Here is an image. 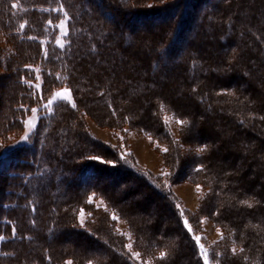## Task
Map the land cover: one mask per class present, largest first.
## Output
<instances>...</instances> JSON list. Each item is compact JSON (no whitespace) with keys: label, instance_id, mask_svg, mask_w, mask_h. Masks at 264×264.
<instances>
[{"label":"rangeland","instance_id":"rangeland-1","mask_svg":"<svg viewBox=\"0 0 264 264\" xmlns=\"http://www.w3.org/2000/svg\"><path fill=\"white\" fill-rule=\"evenodd\" d=\"M110 1L115 2L118 5L124 4V5H129V6H131L132 1H134L136 3L135 0H110ZM137 1L140 4L144 3L143 5H145L146 7H152V6H162L164 4L163 1H173L174 2L175 0H137ZM191 1L189 2V5L192 4L193 2L196 5L194 4L195 7H192L190 14L187 16V22H185V26L186 25L189 26L190 30H188V31L195 32L196 31L195 28L197 27V24H199V22H201L202 19H204V24H205L203 26L204 32L202 34H200V36L197 38L195 45L192 46L193 50H191V52H195V53H199V54L201 53L203 55L204 63H206L207 66L208 65L210 66L208 71H210L211 73L215 72V75L217 74L216 71H218L217 75H219V76H216V78H218V79H216L214 77V74H212L213 76L209 75V78H207V77H197V78L196 77H188L189 75L185 77V74L183 75V77H177V75H179V73H181L180 71H182V70H180V68H175L176 72L174 71L175 73H173L172 76L169 75L170 77L169 76L166 77V75L170 74L171 71L170 72L168 71V74H167L166 72H163L162 70L160 71L161 74H159V75L157 74V77H152V78L151 77H139L140 74H137V73L139 71L141 73H144L143 70L147 68V65H149L150 69H152L151 68V59H150L151 57L149 58V56L146 55L147 50L154 49L153 47L156 45H153V44H156L157 42H159L157 40L160 39V41H161V40H164L166 38L171 39V37H172L171 33H164L163 34L164 36L160 35V34L158 36H156L158 31L155 29H157V28L151 29L150 27H147V28H149V30H147V28H146L147 31L145 30L144 34H140L139 32L134 34L135 38H137L136 43L137 44L141 43L142 45H144L145 50H144L143 55H141V53L139 54V52H138L137 54H133V55L129 54L127 56L122 51V48L120 47V45H119V47H118V45H116L114 47V49L111 50V52H110L111 53L110 55H112V56H109L108 59H111L109 61H107L108 59L107 60H105L104 58L102 59L101 56H100V58H99L100 60H99L97 58V56H98L97 54H94V56L89 55L87 50H85L86 48H84V50H81V43L82 42L80 40H81V37H83V36H81V37H78L80 39L77 40L79 42L78 45L80 44L79 45L80 47L79 46L76 48L74 47L73 52H72L73 57H71V59L69 60V64H71V66H74V61L76 60L75 58H78V57L81 59L83 58V60L85 61L84 72L82 75H80V77H78L79 78L78 81L82 82L84 85L83 88L87 89L89 86L91 87L92 84H95V83H96V85H99L100 87H103V85L105 87V85L108 82H112L111 83L112 88L111 89L109 88V91L105 95H108L109 93H111L113 90H116L117 88L121 90L120 91L121 93L125 91L126 92L125 94H127L129 92L131 95H134V94H137L141 91L145 92L146 90H144V89L146 87L147 88L149 87V89L153 90V94H154V91L156 93L155 94L156 97L153 98L154 105L152 103H149V100L143 101V100H141V97H139V101L141 100L143 106H141L140 108H138L137 106H135L134 108L130 107V109H129L126 106L124 107V105H126L129 101L127 98L124 99L125 98L124 96L122 98V95H121V97L119 96V99H121V101H119L118 98H115V99H113V103L110 104V102H105V105H102V103H101L102 101L101 100L97 101V98L102 97V96L104 97L105 95L99 96L100 93L95 94L92 90L91 91L86 90L85 95L87 94V96H85V99L84 98L81 99L83 106H84V104L86 105V107L84 106L85 108L83 107V109H85V110L78 112V117H77V115L71 116V118L73 120L70 118L72 121L70 122L69 126H64L63 124L60 123L59 125L56 124L54 129H52L53 127H50L49 130L47 128H44L47 130L44 132L41 130L40 127H38V124L41 121V118L43 116H49L50 117L54 114L55 105L57 102H59L61 100L59 97H55V93L64 91L65 89H68V87L63 86V87L58 88L56 90H55L56 87H54V89H53V87H51V88L49 87L47 91L51 92L52 90H54V93H52L51 96L49 94L43 95V100H41L40 97L35 98V99L31 98V100H28V102L31 105V106L27 107L29 109L28 112H25L24 109L20 107L22 103H20L19 100H17V98L19 97V90L21 89V87H19L18 83H15L16 80H14V78L12 77V71L10 69L13 66V64H15L16 61H14V62L12 61L13 64H11V62H9V61L6 62V59L8 60V58H7L8 52L13 55L12 57H14L13 58L14 60H17V53L13 52V49L11 48V46L9 44L11 42V40L9 38H7L6 34L3 32V29H5V27H6V22H4V20H3V15L5 14L7 8H5L6 1L0 0V123L2 122L0 124V160L7 158L8 155H11V157L14 156L16 153H18V151L22 150L21 148L23 145H26L28 143L30 144V141H33L32 139L34 138V136L37 139H41L43 141L47 140V142H51L52 145L47 144V147H50V150L51 149L53 150V149H55V147L53 146L52 141H55L56 138H57V140H59V143L62 146L63 142L64 143L69 142V139L71 137L73 138L76 135L75 133H77L79 130L89 131V133L92 136H94L95 139H97L99 142L105 144L106 146L108 145V147H111L113 149H107V151H109L108 153L109 154L111 153L108 157H105V155H104V157H105L104 158V157H102L103 156L102 154H97V155L93 156L91 152L96 151V150L98 152H101L102 150H104L102 148H99V144L96 143L95 146H93L91 149H89L90 150L89 153H91V154L87 155L89 157L84 158V161L89 160L88 162L95 161L97 163L102 164V165H97V166L95 165L94 167L98 171L99 179H100L99 181H97V188H100L101 190H103V192L102 193L91 192L90 195L86 199L89 206L88 207L81 206L77 210L78 215L76 217L79 221L80 226L83 227V226H85V224H86V226L87 225H93L95 227L94 231L96 233L103 235L108 240H112V241L115 240L113 237V233H112V235H110L111 231H109V233L107 231L108 234H106V233H103L106 231H104L103 228H100L101 225L104 224L103 222H105V224H107L106 217L104 216L103 211L102 212L100 211L101 209L106 208L108 210V216H110V218L107 216L108 217L107 221L111 222V220H113L114 222L112 225L118 231V235L124 236V238H123L124 243L121 245V247L123 248V251L125 253H127L129 256H131V258L137 264H176L177 256H178V253L180 252V248L178 249V251H176L177 239L175 237L177 234H175L174 232L167 234L164 231L167 228V226H170L172 224L174 225V223L176 224L175 225L176 229L178 228L179 223L176 221L177 217L175 216V213L169 209V206L165 202L164 198L160 194H158L156 191H154L150 187H148L145 184V182H142L141 180L137 179L130 172L127 173V172H123L122 170H118V168H120V167L116 161L119 160V157H120V159L124 160L125 163H127L130 167H132V169L133 168L139 169L141 172H147V173L152 174L153 177L158 179V181L161 183V185L163 187H166V188L168 187L171 190L175 200L177 201L179 206L183 209L184 216L188 219V222H190V224L194 227V230H195L194 234L200 235L202 237L201 243L204 244L205 248L208 251L210 264H246V261H248V260H249L248 262H250V264H264V212H263L264 207L261 206V205H264V202H263L264 198L263 199L260 198L261 195H259V193L262 194V196L264 194L263 193L264 183H261V182H264V178H263L264 173L261 172L263 170H260V169H264V162H263L264 161V154H263L264 149H262V148H264V129H263L264 128V126H263L264 125V111H262L264 109L263 108L264 107L263 106L264 101L261 102L264 99L263 98L264 93L263 94H262V92L260 93V91H262V89L264 92V75H263L264 74V63L261 61V63L258 64V61H257L258 59L255 60V58H256V54L254 52L255 48L252 47L254 44H253V41L250 39L252 37L253 40H255L257 42L258 41L256 38L257 35H262L261 33H264V23H263L264 22L263 21L264 20V10H263L264 9V0H254V2H253V0H224V3L218 4L217 10H216L217 5L214 7V4H215V2H217L219 0H193L192 3H191ZM220 1H223V0H220ZM75 3H78V2H75ZM210 3L213 4V5H211V7L208 10L210 13L207 12L208 15H204L205 7L208 6ZM74 4L72 5V7L74 6ZM186 6H188V4ZM171 7H172V8H170L171 11L174 10L175 7H173V6H171ZM260 8H263V9H260ZM258 9H259V11H258ZM213 10H214V12H213ZM260 10H263V11H260ZM118 15H119L118 16L119 17L118 22L115 24H111L112 26H107V29L109 31V35L107 38L108 40L106 39L105 43H108L109 41L111 42V40H109L110 37H112V41L114 43L115 42L117 43L119 41L118 40L119 38L122 39L120 34L129 30V28H130L129 26H131L130 25L131 22L129 23L130 19H128V17H129L128 14L121 12ZM203 15H204V17H203ZM249 15L251 16V18L248 17ZM36 16H37V13H34L33 17L35 18ZM213 16H216L215 21H216V23L218 22V24H217L218 28H217V31H215V34L209 33V31L211 29L209 27V24H210L209 18H211ZM219 17H222V18L226 17L225 19H223L224 22H223V25L221 26V28L224 29L223 31L219 28V23L221 22ZM141 19H143V18H141ZM256 21H257V23H256ZM228 22H229V25H228ZM249 22H250V24H249ZM59 23H60V21H59ZM93 23L96 24V22H93ZM102 23H103L102 19H99L97 22V24H99V25H102ZM251 24H252V26H251ZM255 25L258 28L260 27L261 30L258 29L257 27H255ZM168 26H170V25L167 24V26H165L163 28L166 30V28ZM89 27H92V26H89ZM171 27H173V24L171 25ZM171 27L169 28V30L173 29ZM65 28L67 29L68 34H69L68 19H67V23L65 25ZM227 28H231L230 32H227ZM87 29L89 30L88 27H87ZM90 31L95 32V30H93V28H91L88 32H90ZM131 31L133 32V27H132ZM58 32L59 33H58L57 41L58 40L61 41L64 44V48H65L67 45L68 35L62 36L60 34L61 30L59 28H58ZM104 33L102 34L100 32L98 34V36H103L102 40L104 39V36H105ZM227 33H230L231 36L230 35L228 36L229 44L224 45L222 43V37L224 34L227 35ZM232 33H233V35H232ZM253 33H255V34L253 35ZM85 35H88V34H85ZM161 36H163V37H161ZM115 37H118V38L116 39ZM146 37H148V38H146ZM153 37L155 39H153ZM210 37H212V38H210ZM75 39H76V36H75ZM83 41L85 42V40H83ZM243 41H245L246 44H248V46L241 47L240 42L242 43ZM262 42L264 43V40ZM187 44H188V37L185 38V41L183 42V45H182L183 51H184V49H187ZM261 45H264V44H261ZM228 46L230 48V51H232L231 52L232 56L229 57L230 54H229V56H227V55L222 56V53L225 52V49L227 50ZM137 49H138V51H140L139 48H137ZM172 50L174 51V48H172L169 51V54L172 52ZM205 55H207V56L204 57ZM114 56L118 59L115 60ZM131 56H134V57H131ZM129 57H131L132 61L128 60ZM141 57L143 60L141 59ZM213 57H215V58H213ZM115 61H117V62H115ZM118 62H119V64H118ZM142 62H144V63H142ZM145 62H148V64ZM139 63L141 64V66ZM145 64H147V65H145ZM98 65L100 66L99 68H98ZM116 65H117V67H116ZM143 65H145L144 68H142ZM257 65H258V68H257ZM101 67H103V68L105 67L106 69L104 68L102 70ZM113 68H114V72H113ZM37 69H38V67L34 68V70H37ZM255 69H257V70L255 71ZM38 70H39L38 72L34 71L35 72V80L32 84L33 85L39 84L40 88L39 89L34 88V89L36 91H38L39 93H41V88H42L41 84H42V81L44 79H43V76L40 72V69H38ZM220 70H222L221 72L222 73L224 72V73L223 74L219 73ZM117 72L119 75L121 74V72H122V74L119 76V75H117ZM148 72H151V71H148ZM250 72L253 74H251ZM259 72L260 73L262 72V73L260 74ZM164 73L166 75H164ZM93 74L94 75L96 74V75L93 76ZM220 74L223 76H221ZM37 75L40 77V79H36ZM250 75L251 76L253 75L254 77L251 78ZM116 76H118V77H116ZM257 76L259 79H257ZM228 77L229 78L231 77V78L228 80ZM239 77H241V78H239ZM246 77H247V79H246ZM249 77L251 80L249 79ZM262 77H263V80H262ZM210 78H213V80ZM220 78H222V79H220ZM254 78L256 79V81L261 80L262 82L259 81L257 83L261 82L262 84L260 83L258 85L255 82L252 83L253 80H255ZM214 79H215V81H214ZM234 79H236V80H234ZM242 79H244V80H242ZM182 80L185 82H182ZM230 80H231V84H230ZM247 80L251 81V83L248 82ZM190 81H192V82H190ZM175 82H177V83H175ZM187 83H188V85H187ZM190 83H191V85H190ZM172 84L174 85V90H176V92L177 91H179V92L183 91L185 93V95H184V93L182 94L179 92H178V94L173 93L174 90L172 89L173 88ZM184 84H185V87L183 86ZM193 84L198 85L200 88H203L202 91H204V94H203L204 97H203V99H201V100H203L202 102H200L199 101L200 99L198 100V98L195 101V99L192 96L191 97L193 98V100L196 103H193V101L191 102V99L190 100L187 99L186 96H187V94H189L188 91H189V89H191V87H193ZM210 84L211 85L213 84L214 87L216 84L217 85L215 88H213ZM219 84H220V87H218ZM227 84H229V85H227ZM236 84L238 86H239V84L244 85V86L240 85L241 88H239ZM169 85H170V87H169ZM171 85H172V87H171ZM181 85H182V87H181ZM226 85L228 86L227 88H231V89L223 90V88H225ZM158 87H160V88H158ZM210 87H212L213 90H211L212 88H210ZM153 88L154 89L157 88V89H159V91L154 90ZM165 88H168V90ZM207 88L209 89V91L204 90ZM217 89L219 91H222V92L217 91ZM249 89L250 90L252 89L251 94L249 93V91H250ZM214 90H216V91H214ZM243 90L244 91L246 90V91L244 92ZM254 90L257 94L260 95V97L263 95L262 100L260 99L259 95H256ZM225 91H227V92H225ZM207 92H209V93H207ZM153 94L151 93L149 96L153 97L152 96ZM210 94L212 95V99L210 98L211 97ZM221 94H223V95H221ZM80 95H81V93H80ZM181 95H182V101L184 99H186L183 102L180 101ZM249 95H250V97H249ZM253 95L255 98L253 97ZM71 96H72V100L74 101L72 93H71ZM128 96H130V95H128ZM256 96H258V98ZM31 97H33V96H31ZM54 97H55L54 103L49 106V108H51L52 111L49 112L46 108H44V104H46L49 99H53ZM217 97L219 100L217 99ZM108 98H110V97H108ZM110 99H112V98H110ZM258 99H260V100H258ZM188 101H190V102H188ZM210 101L212 104L210 103ZM256 101H258L260 103H258ZM184 102H186V103H184ZM106 103H108V104H106ZM179 103H181V104H179ZM262 103H263V105H262ZM91 104H93V105H91ZM191 104H195V105L193 106ZM196 104L199 105V111L198 112H200V110H203L200 112L201 114L197 112L198 106ZM214 104L218 106L217 109L214 108ZM120 105H122V107ZM187 105H189L188 106L189 108L186 107ZM261 105H262V107H261ZM177 106H179V107L177 108ZM182 106H183V108H182ZM190 106L194 107V112H196L195 115H194V112L190 111V109H191ZM32 108H37L38 111L35 114H33L31 112ZM180 108H182V109H180ZM187 108H188V110H187ZM203 108H205V109H203ZM239 108L242 111H240ZM174 109H176V110L178 109V110L176 111ZM244 109H245V113H244ZM246 109H250V110L249 111L247 110V112H246ZM96 110H98V111H96ZM113 110H115V115H113ZM179 110H182L183 112L179 111ZM191 110H193V108ZM151 111H152L153 115L155 116L154 117L155 120H152L149 118V116H150L149 113H151ZM189 111L191 114L189 113ZM179 112H181L182 114ZM184 112L185 113L187 112V114L189 113V116L188 115L186 116V114ZM19 114L21 115V117H23L22 119H21V117L18 116ZM235 114L237 115L238 118L244 117V119H249V122H250V119H253L255 122L254 123L255 125L252 124L253 125L252 126L251 122H250V124L248 123V125H244V128H243V126H241V127L237 126L235 124V121H234L235 118L233 120L231 119L233 117H236ZM190 115H194V117H199V118L195 119V121H196L195 127H193L195 125L194 124L195 121L193 120V116H190ZM188 117H190L191 119ZM212 117H214V119ZM202 118H203V120H201ZM211 118L213 120H210ZM28 119H31L36 124L35 129H32L26 123H22V121H27ZM197 119H199V120L197 121ZM229 119H231L232 121L231 120L228 121ZM181 120L185 121V123L183 125H181L179 123V121H181ZM206 120H208V121H206ZM146 121L149 124H146L145 123ZM201 121H203V122H201ZM215 121H216V124H215ZM197 122H200V123H197ZM206 123L208 125L210 124L211 127H214L213 129L215 130V133H214V130L210 132V130H212V128H209L210 126L206 125ZM150 124H151V126H150ZM229 124H231V125H229ZM232 124L235 125V127L232 126ZM154 125H156V127L158 129H160L161 126L163 128L165 127L168 131H170V133L173 136V139H170V135H168V134L166 137L157 136L154 134V132L151 133L150 130H147L144 128V126H145L146 128L149 129ZM197 125L200 126V128L202 125L203 126L202 129H198L199 127H197ZM216 125H218V126H216ZM1 126H3L4 129ZM206 126L209 128V130ZM10 127H11V129H9ZM196 127H197V129H196ZM226 127L229 129H227ZM232 127H234V128H232ZM253 127H254V129H253ZM259 127H260V129H259ZM231 128H232V130L233 129L234 130L231 131ZM237 128L240 130L238 131ZM248 128H249V130H247ZM222 129L224 131H228L229 133L228 134H227V132L224 133V131H221ZM225 129H227V130H225ZM125 130H127V131H125ZM197 130H199V131L201 130L200 131L201 134L197 133L198 132ZM4 131H6V132H4ZM152 131H154V130H152ZM237 131L239 134L237 133ZM242 131L244 133L243 136L246 139L243 138V136H241ZM246 131H247V133L250 132L248 134V136L246 135L247 134ZM1 132H3L4 135ZM205 132H207V133L205 134ZM216 132L218 134H216ZM67 133H70L71 135L72 134L73 135L75 134V135L71 136L70 134H67ZM193 133L195 136L193 135ZM210 133H212L211 134L212 137H215V135H217V136L220 135L218 137V139L220 138V140H218L216 137L214 139H212V137L210 138V136H211ZM1 134H2V136H1ZM221 134L223 136L226 135L225 136L226 138L225 137L223 138ZM230 134H235V136L234 135L231 136ZM236 134H238V135L236 136ZM25 135H27L29 137V139L27 141H24V139H23V137ZM202 135H204V137H205L204 140L206 139L207 141H209V139H207V138H210V141L212 144L209 143L210 141L207 143L205 140V142H204L203 137H201ZM239 135L243 139L240 138ZM253 135L255 136L254 139L251 138V137H254ZM168 136H169V138H168ZM121 137L123 139H121ZM227 137L230 140H228ZM232 137L233 138L235 137L236 140L234 139V141H233ZM201 138L203 141L201 140ZM215 139L218 140L219 143ZM240 139H242V140H240ZM255 139H256V141L257 140L259 141V143L261 144L260 145L261 148L258 146L259 145V144H257L258 141L256 142ZM214 140H215V143H213ZM227 140L231 141V142H228ZM248 140H250V142ZM83 141L84 140H82V137H81L80 146L83 143ZM197 141H201V143L197 142ZM175 142H176V147H177L178 153L175 151V148L173 145V144H175ZM246 142H249V143H246ZM203 143H207L209 145L211 144L212 148L214 147L213 148L214 150H212V148H211V152H213V151H215V152L211 153L209 151V153L212 154L213 157L209 156L210 155L208 153L209 149L208 150H201V145ZM229 143L233 144V145L228 146ZM255 143H256V146L258 148L257 147L255 148V146L253 147L250 145V144H255ZM215 144L216 145L219 144V146L221 148L223 147V150L218 145L216 146ZM225 144H227L228 148ZM237 144H238V146H239V144H241V146H240L241 148L237 147ZM243 144L245 147L242 146ZM247 144H248L249 148H248ZM39 145H41V142H39ZM224 145L226 147H224ZM246 146H247V148H246ZM250 146L252 148H250ZM217 147H219L220 149ZM235 147H237L236 148L237 150L235 149ZM70 148H72V147L70 146ZM76 148H78V146H76ZM82 148H83V146H82ZM165 149H167V151H165ZM215 149L216 150L218 149L219 151L222 150L223 152L222 151L220 153L216 152ZM229 149L232 151H230ZM238 149H240V150L243 149V150H241V154L239 153L240 151ZM256 149H258L259 151H257ZM233 150L238 156L236 154L234 156L232 155ZM260 150L262 153L260 152ZM247 151H249V152H247ZM256 151H257V153H256ZM59 152L67 154L64 150H62L60 148H59ZM226 152H227V154H225ZM244 152H245V155H244ZM105 153L108 154L107 152H105ZM221 153L224 154V156ZM246 153L248 154V156H250L249 158L246 155ZM250 153L252 156L250 155ZM176 154L178 157L176 156ZM203 154H204V156H206V160L208 158L207 156L212 157L210 159L211 162L215 159V156H216L215 161H213L214 164L216 163V161H219L220 158H222L221 155L223 156L224 159L228 155L226 158L227 160H229L228 159L229 155H231V157H230L231 160H229V161H232V159H233L232 156L234 158L236 156L237 160L236 159H233V160H236L235 167H237V170L240 166L241 167L244 166L245 170L247 168L246 171H248L249 169H251V171H252V169L254 168L253 172L254 173L255 172L256 173L261 172V175L257 174V176H256V175H253L254 173H251L249 171L246 172L243 168H239L238 172H240V174L238 172L237 173L239 174L238 176L240 177L239 178L240 180L235 179V181L237 180L235 182L234 180L231 179V181H230L229 179H227V178L231 177L230 171H231V175L237 174L236 168L235 169L233 168V169L228 171L229 173H227V174H229L230 177H227V178L225 177L228 181L225 178L223 179L224 181L222 180V178H220L221 179V181H220V180H218L219 176H222L221 174L224 175V172L222 173V171H221L222 170V168H221L222 162L226 163V161L224 160L221 162V164H218L217 169H219L220 172H219V170L214 171L215 173H213L212 170L209 172V169L206 167L207 164L205 165L202 162H200L201 161L200 158L203 156ZM213 154L214 155L216 154V155L214 156ZM241 155L245 156V157L247 156L246 157L247 159L245 158L243 162L240 159ZM253 155H255V156H253ZM256 156L257 157L259 156L260 158H257ZM92 157H99V159H92ZM217 158H219V159H217ZM255 158H257V159H255ZM261 158H262V161H260ZM254 159L257 162L260 159L258 162L259 165L255 164L256 162L254 161ZM240 160H241L242 164H244V162L247 161V163H246L247 165H245V164L242 165ZM251 160L253 161V164H255L258 168L254 167L255 165H253L251 163L252 162ZM105 161H108V162L110 161L112 163H108ZM229 161H227V162H229ZM237 161H238V163H237ZM248 162H249V165H248ZM260 162H262V165H263L262 168H261L262 165H260ZM217 163H216V165L211 163V166H212V164L214 165V166H212V169H214L213 167L217 166ZM250 163L252 164V166L250 165ZM10 164H11V161H10ZM201 164L204 165V167H205L204 170L200 171L201 175H203L204 178L200 177L201 175L198 174L197 171H195V169L198 168ZM237 164H239L240 166H237ZM110 166L111 167H118V168L117 169H111V168H109ZM247 166H251V167L248 168ZM240 169L241 170L243 169L242 171H244V173L243 172L242 173L244 174V177L247 178L246 181H245V178L242 179L243 177L240 176L242 174ZM256 169H258L260 171L259 172H258V170L255 171ZM195 172L197 173V175ZM123 173H125V174H123ZM218 174H219V176H218ZM246 174L248 175V177ZM252 175L256 176V177H260L261 180L263 178V180L262 181L260 180L259 182H257V178L255 177L256 178V182H255V180H253L255 178ZM261 176H263V177H261ZM249 177L251 178V180L248 179ZM236 178H238V177L236 176ZM2 179H8V177L5 176V173H3L2 177L0 176V181ZM101 179H102V181H101ZM241 179L244 181H242ZM248 180L251 181L252 185L257 183L256 184L257 186L256 185L252 186L250 184L252 187H254V188H252L251 186H249L250 182L246 186L245 184H247V183H244V182H247ZM229 181L230 182L234 181V182H233V184L232 183L230 184V183H228ZM240 181L243 183H241ZM0 183L4 184L3 182H0ZM41 183H42V181H41ZM235 183H236V186L239 183L241 184V185L239 184V186H238L239 188H240V186L245 185L246 188H245V186L242 187V188H244L245 191L244 190L242 191V189H239V188L237 190ZM63 185L64 186H62V185L60 186V189H61V191L64 192L63 197H65V195H67L69 192H71V190L73 188H70V186L66 182H64ZM67 185H68V187H67ZM228 185H231V186H228ZM259 185H261V186H259ZM5 187H6V185H5ZM102 187H103V189H102ZM233 187H236L235 191H233V189H232ZM255 187H261L262 189L260 190V188H259L258 191L260 190V191H262V193L259 191V193L257 192L258 193L257 194L254 191L255 189H257ZM250 188H252V190H250ZM74 189L72 190L73 193L76 191ZM236 191L237 192L239 191V192L237 193ZM249 191L250 192L254 191L255 193L252 192V194L250 193L251 194L250 195ZM1 192L2 193L0 194V196L2 197L3 191H1ZM136 192H138L139 195L135 196L134 194H137ZM232 192H236V193L233 194ZM246 192L249 194V196L246 195L247 194ZM147 193H149L150 196H148ZM239 193L242 196H239L238 195ZM106 194H107V196H106ZM253 194L254 195L257 194L259 198L256 195L254 196ZM119 195H120V198L118 197ZM235 195H236V197H235ZM243 195H244V197H243ZM116 196H117V198H115ZM131 196H133V197L135 196V198H133V197L131 198ZM60 197L61 196L57 197V195H56V196H54V199H56L58 201V199ZM129 198L131 201L129 200ZM145 200H147V201H145ZM150 200H153V203ZM245 200L249 201V204H251V206H248L246 204L241 203L242 201H245ZM134 201H135V203H134ZM149 201H150V203H149ZM260 201H262V202H260ZM128 202L130 204H128ZM159 202H162V204ZM0 203H1V201H0ZM148 203H149V205H148ZM145 204L148 205V207L145 206ZM150 205H151V207H150ZM112 206H116V208H114ZM152 206H155L156 209L158 207L159 210L153 209L155 207H152ZM233 206L235 208L233 209V212H232L231 207L233 208ZM132 207H134V208H132ZM160 207H161V210H163V209L164 210L160 211ZM236 207L240 208V209L236 210ZM121 208H122V210H121ZM123 208H125V209H123ZM241 208L245 211L246 215H249L250 211L252 212L253 215L252 214H250L249 216L244 215L243 214L244 211H242ZM261 208H263V209H261ZM109 209H110V211H109ZM260 209L262 210V214L260 213L261 212ZM149 210H150V212H151V210H152V212H154V211L159 212L160 211V215L156 212H154V213L151 212L148 214ZM234 210H236L239 213L240 217L237 216L238 213ZM256 210H259L260 212L256 211ZM81 211L83 212V216H82V219L84 221L83 224L80 223ZM92 212H94V215L92 214ZM236 213H237V215H236ZM240 213H242V214H240ZM255 213H256V215H255ZM259 213L261 214V216L263 218L260 217ZM233 215L236 218H234ZM241 215H242V217L245 216L244 217L245 219L244 218L241 219L242 218ZM113 216L116 217L115 220L112 219ZM250 216L252 218V219L250 218L251 220L249 219ZM159 217H160V221L162 220L165 223L163 222V224H160L161 222L158 219ZM154 218H155V220H157V222L155 221L156 224L154 222ZM256 218H257V220H256ZM158 222H159V224H158ZM59 224L61 225V228L58 231L59 233L61 232L59 235L60 237H58L60 239L59 240L60 243H59V241L57 243H58V246H60L61 248H63V246H65L63 248L64 252H65L63 255H65L66 260L71 261L73 264H98V263L99 264H104V263L105 264H108V263L112 264V261L109 262V257H107L106 254L103 253L102 254L103 256H96L95 255L96 251L101 250L100 248L97 249L98 244L100 243L99 241H97L94 238L88 237L87 235H85V236L82 234L78 235L75 232H73V234H72V232H71L72 230L68 231L69 229L67 230L68 231L67 233H66V231L64 232L65 229H62L63 227H68V228L73 229L71 227V223H67V222L62 223L61 222ZM102 227H104L106 230L105 226L102 225ZM153 227H154V230H153ZM161 230H163L162 231L163 234H162ZM64 233H66V234H64ZM69 235H71V236H69ZM69 237H70L69 241L71 240L73 243L74 242L73 240H75L76 242H74V244H72L71 241L69 242L67 239ZM95 240L98 242V244L96 246H94L95 243H97ZM66 241H68V242H66ZM65 242H66V245H65ZM153 242H156V244H157L156 248L150 246L151 243H153ZM77 243H78V246L80 248L77 246ZM90 244H92V245H90ZM126 244L132 245V250H131L132 253L138 252L140 254L139 259H135L134 257H132L131 253L127 250V248H125ZM71 245H73V247L75 249H77L78 251L75 249H74L75 250L74 251L72 249L73 247ZM81 248H82V250H81ZM92 248H94V249H92ZM232 248L236 249L235 254L232 253V251H231ZM63 249H62V252H63ZM69 249H72V250L68 251ZM79 249L81 251H83V249H84V252L85 251L86 252L85 253L82 252L83 255H80L82 253L79 252ZM86 249H88L90 252H88V250H86ZM241 249H243V251H241ZM94 250H96V251H94ZM67 251H68V253H67ZM76 251L79 252V256H81V257L84 256L86 261H85V259H83L84 257H82V259L80 257L81 262L78 261L79 256H78V254L76 255V253H77ZM69 252H70V254H69ZM74 252H76V253H74ZM221 252L224 253L225 258L224 257L221 258V255L219 254ZM71 253H73L74 256L71 255ZM161 253H167V257L165 259H161L160 258ZM86 254L89 257H91V255H95L96 258L94 256L93 257L95 259L93 257H91V259L93 260V261H91V259ZM75 257H77V258H75ZM99 257L101 260L99 259ZM107 258H108V260H107ZM186 259H189L188 256H184V258H182V260H181L182 262L180 261L181 264L183 262H184V264H187L188 260H186ZM94 260H95V262H94ZM99 260L101 263L97 262ZM171 260H174L175 263H172Z\"/></svg>","mask_w":264,"mask_h":264},{"label":"trees","instance_id":"trees-1","mask_svg":"<svg viewBox=\"0 0 264 264\" xmlns=\"http://www.w3.org/2000/svg\"><path fill=\"white\" fill-rule=\"evenodd\" d=\"M5 1H6L5 8L7 9H6L5 14L3 15V20L4 22H6V27L5 29H3V32L6 34L7 38L11 40L9 44L11 48L13 49V52L17 53V60H14L13 59L14 57H12L13 55L8 52V55H7L8 60L6 59V62L9 61L11 62V64H13V62L16 61L15 64H13V66L10 69L12 71V77L14 78V80H16L15 83H18L19 87H21V89L19 90V97L17 98V100H19V102L22 103L21 105H24L27 108L31 106L30 103L28 102V100H31V98L33 99L38 98V97L41 98V95H47V94L51 96V94L54 93V90H52L53 92L47 91L49 87L50 88L53 87V89L54 87H56L55 88L56 90L58 88L66 86L68 87V89L71 90V93L74 98V102L77 105V107L73 109L71 107V103L69 102H66L63 100H60L59 102H57L55 105L54 114L50 117L43 116L41 118V121L38 124V127H40L41 130L44 132L47 131L44 128H47L49 130L50 127H53L52 129H54L55 125L56 124L59 125L60 123L63 124L64 126H69L70 122L73 120L71 116L77 115L78 117V112L85 110L83 109V107L84 106L86 107V105L84 104L83 106L81 99L83 98L85 99V96H87V94L85 95L86 90L88 91L92 90L95 94L100 93L99 96H102L101 93L105 95L109 91V88L110 89L112 88L111 86L112 82H108L105 85V87L104 85L103 87H100L99 85H96L95 83V84H92L91 87L89 86L87 89H85L83 88L84 87L83 83L78 81L79 80L78 77H80V75H82L84 72L85 61L83 60V58L81 59L78 57V58H75L76 60L74 61V66H71V64H69V60L71 59V57H73L72 52H73L74 47L76 48L80 45V44L78 45L79 42L77 40L80 39L78 37L83 36L81 37V40H80L82 42L81 43L82 50L86 48L85 50H87L89 55L94 56V54H97L98 59L101 56V58H104L106 60L108 59L107 57L112 56L110 55L111 54L110 52L111 50L114 49L116 45H118V47L120 45V47L122 48V51L127 56L129 54L131 55L137 54L138 52L141 54L144 53V50H145L143 49L144 45L142 44L140 45L136 43L137 38H135L134 34L138 32L140 34H144L146 27H150L151 29L157 28L155 29L158 31L156 36H158L159 34L163 35L164 33H171L172 37L171 39L166 38L161 41L160 39L157 40L159 42H157L156 44H153V45H156L153 47L154 49L147 50L146 53H148V55H150L151 53L150 56H151V68L152 69H150L149 65H147V68L143 70L144 73H141L140 71L137 73V74H140L139 77H144V76L146 77L149 75L151 76V78L157 77V74L158 75L161 74L160 73L161 70L163 72H166L167 74H168V71L169 72L172 71L174 73L175 68H180V70H182L180 71L181 73H179L181 75H177V77H180V76L183 77V75L185 74V77L189 75L188 77L197 78V77H209V75L214 74L208 71L210 66L209 65L207 66L206 63H204L203 55L201 53L199 54V53L191 52V50H193L192 46L195 45L197 38L200 36V34L204 32L203 26L205 25L204 19H202L201 22L197 24V27L195 28L196 30L195 32L188 31L190 30L189 26L187 25L185 26V22H187V16L190 14L192 7H195L194 6L195 3L194 2L192 3L193 0L192 1L190 0L192 3L190 5H189V2H190L189 0H181V1L175 0L174 2L173 1H163L164 4L162 6H152V7H146L145 5H143L144 3L140 4L138 3L137 0H135L136 3L132 1L131 6L124 5V4L118 5L115 2H111L110 0H5ZM75 2H78V3H75ZM186 3L188 4V6H186L187 5ZM219 3H224V0L223 1L219 0L215 2L214 7L217 5L216 10L218 9ZM13 4H17L19 7L13 8L12 7ZM73 4L74 6L72 7ZM61 5H63L64 10L67 11L69 14V18H68L69 34L67 37V45L63 49H61L57 45V38H58L59 32H58V27H55L56 25H58L59 21L63 18L62 12L55 11ZM211 5L213 4L210 3L208 6L205 5L206 7L204 10L205 11L204 15H208V13H210L208 10L211 7ZM171 6L175 7L174 10L172 11L170 9L172 8ZM121 12L126 13L129 16L128 17V19H130L129 23L131 22L130 23L131 26H129L130 27L129 30L120 34L122 39L120 38L118 39L119 40L117 42L118 44L112 41V37L109 38L111 42L109 41L108 43H105L109 35L107 26H112L111 24L117 23L119 20L118 14ZM34 13H37V16L35 18L33 17ZM215 17L216 16L209 18V22H210L209 27L211 28L209 32L214 33V34L218 28L217 27L218 22L216 23ZM248 17L251 18L250 15ZM219 18L221 20V22L219 23V28L223 31L224 29L221 28V26L223 25V22H224L223 19H225L226 17L225 18L219 17ZM99 19H102V22H103L102 25L97 24ZM49 20H52L51 25L48 23ZM26 21L27 23L25 27L21 29L20 25L25 24ZM93 22H96V24H94ZM167 24H169L170 26H168L165 30L163 27L167 26ZM172 24H173V27H171ZM228 25H229V22H228ZM89 26H92V27H89ZM87 27L89 28V30L93 28L95 32H92V31L88 32L89 30L87 29ZM132 27H133V32L131 31ZM170 27L173 29L169 30ZM147 30H149V28H147ZM230 30L231 28H227V32H230ZM100 32L102 34L105 32L104 33L105 36L103 40H102L103 36H98ZM85 34H88V35H85ZM261 34L262 35H257L256 37L258 40L257 42L253 40L252 37L250 38L254 44L252 47L255 48V51H254L256 54L255 60L258 59L257 60L258 64H260L261 61L264 63V58H263L264 57V45H261V44H264L262 42L264 40V33H261ZM229 35L230 33H227V35L226 34L223 35L222 43L224 45L229 44V41H228ZM75 36H76V39H75ZM186 36L188 37V44H187V49H184L183 51L182 45H183V42L185 41V38H187ZM29 37H35V39H30ZM115 38L117 39L118 37H115ZM83 40H85V42ZM240 44H241V47L248 46V44H246L245 41H243ZM137 48H140V51H138ZM172 48H174V51L172 50V52L169 54V51ZM45 50H47L48 52L47 59L44 56ZM225 52L222 53V56H225V55L229 56V54H230V57L232 56L231 55L232 51H230L229 46L227 47V50L225 49ZM206 56L207 55H205L204 57ZM131 57H134V56H131ZM131 57H129L128 59L129 61H132ZM28 65L31 66V69L26 67ZM35 67H38V69H40V72L44 79L41 84V87H42L41 93L36 91L34 88H30L27 84L23 82L24 79L30 80L32 83L34 82L35 80L34 68ZM146 71L147 72L151 71V72L147 73ZM164 75L166 74L164 73ZM57 76H59L60 79H57L56 78ZM214 77L216 76L214 75ZM117 89L109 93L108 94L109 96L105 95L104 97L103 96L98 97L97 101L101 100L102 105H105V102H110L111 104L113 103V99L115 98L119 99V96L121 97L122 95V98L124 96L125 97L124 99L126 98L128 99L129 102L126 105H124V107L126 106L129 109L130 107L134 108L135 106H137L138 108H140L141 106H143L141 100L143 101L149 100V103H152L154 105L153 98L156 97L155 96L156 93L154 91V94H153V90L151 89L146 88L144 89L146 90L145 92L141 91L134 95H131L129 92H128L129 94L128 93L125 94L126 93L125 91L121 93L120 92L121 90L120 89L117 90ZM225 89H227V87H225ZM225 89L223 88V90ZM189 90L191 91V93H189L190 91H188V93L190 94V99L192 95V97L195 100L198 98V100L200 99L199 100L200 102L203 101L201 99H203L204 97L203 96L204 91H201L202 89L198 85L193 84V87H191V89ZM197 92H199L200 94ZM151 93L153 94L152 95L153 97L149 96ZM139 97H141L140 101H139ZM191 100L194 101L193 99ZM119 101H121V99H119ZM120 106L122 107V105ZM214 108L217 109L218 106L214 104ZM149 115H150L149 116L150 119L155 120L154 119L155 116L153 115L152 111L151 113H149ZM18 116L21 117L20 114ZM235 116L237 117L236 114ZM236 117H233L231 119L233 120L235 118L234 121L237 126L241 127L243 125H248L247 123H249L248 122L249 119H244V117H240V118L238 117L236 118ZM22 118L23 117H21V119ZM231 119H229L228 121H230ZM250 122H251V125L255 123L253 119H250ZM145 123L149 124L147 121ZM145 126H144L145 129L150 130L151 133L154 132V134L157 136L166 137L168 134L170 135V139H173L172 134L165 127L163 128L161 126V128L158 129L156 125H154L148 129L146 128L147 126L146 127ZM75 136L76 137L78 136L79 139H77L78 137L76 138ZM75 136L73 137L74 139L70 138L69 142L67 143L63 142L62 146L60 145L59 140H57L56 138L55 141H52L53 146L55 147V149L53 150L52 149L50 150V147H47V144L52 145L51 142H47V140L43 141L41 139H37L34 136V138L32 139L33 141H30V144L28 143L26 145H23L21 148L22 150L18 151V153H16L14 156L11 157V155H8L7 158L0 160L1 177L3 173H5V176L8 177V179L1 180V182H3L4 184L0 183V194L2 193L1 191H3V196L2 197L0 196V199L2 198L0 200L1 201L0 205H2L0 206V235H3L5 237L4 241H0V264H67L68 260L65 259L66 257L62 253V248L58 246V243H57L59 241L58 237L61 233V232L60 233L58 232L59 229L61 228V225L59 224L61 222L62 223L63 222L72 223L71 227L73 229L68 228V227H63L62 229H65L64 232L67 231L68 229L70 231L72 230L73 232L76 231L78 235H81V234L84 236L87 235L88 237L94 238L100 243H102V244L100 243L98 244V247L100 245H102V247L100 246L101 250L95 253L96 256L97 255L99 256L101 252L105 249L104 250L105 252L103 253H105L107 256L109 255V258H110L109 261H112L111 260L112 256L114 257L117 256L116 258L120 256L122 257L121 258L122 260L121 259L119 260L127 264H137L131 258V256H129L127 253L123 251V248L121 247V245L124 243L123 242L124 236L118 235V231L112 225L114 222L113 220L110 219L111 222L107 221V218L108 217L110 218V216H108V210L106 208L100 210L101 212L103 211V214L106 217V222H107V224L103 222L104 223L103 226L105 227L107 226L106 231H111L110 235H112L113 233V237L115 240L113 241L108 240L103 235L96 233L94 231L95 227L93 225L86 226L85 224V226L83 227L79 225V221L76 217L78 215L77 210L81 206L83 207L89 206L86 199L90 195L91 192L102 193L101 189L97 188V181H99V179L97 178L99 177V174L96 168L94 167L95 165L97 166V165H102V164L97 163L95 161H92V162H88L89 160L84 161V158L89 157L87 155L91 153L93 156L97 154H102L103 155L102 157H104V155L105 157H108L111 153L109 154L108 153L109 151H107V149H113V148L108 147V145L106 146L105 144L99 142L97 139H95L94 136H92L89 133V131L79 130ZM80 136L82 137V140H84L81 146H80V140H81ZM39 142H41V145H39ZM197 142L201 143V141H197ZM96 143L99 144V148H102L104 150H102L101 152H98L96 150V151L89 153L90 151L89 149L95 146ZM206 144L207 143H203L201 145V150H206L208 148L209 149L211 148L208 146L209 144L207 145ZM173 145H174L175 151L177 152L176 142ZM70 146L72 148H70ZM76 146H78V148H76ZM59 148L64 150L67 154L59 152ZM105 152H107L108 154H106ZM205 157L206 156H203L200 158L201 159L200 162L203 163V160H204L203 164L206 163ZM210 158H207V162L210 161L209 160ZM119 160H117L116 162L117 164H119L120 168L111 167V166L109 168L111 169L118 168V170H122L127 173L131 171L130 173L134 175L137 179L141 180L142 182H145V184L148 187H150L152 190L160 194L164 198L167 205L169 206V209L175 213V216L177 217V221L179 223L178 228H180L179 232L177 233L175 237L177 239L176 251H178L179 248L180 250H182L181 248L187 244L188 247H190L191 249L190 260L193 259L194 264H199V263L204 264L203 259L199 255L200 250L195 240L193 239L194 227L191 225L193 228V233H189L187 231V228L183 223L186 217L184 215L183 216L180 215V210L182 208L176 202L171 190L168 187L167 188L163 187L161 183L158 181V179L153 177L152 174L147 173V172H141L139 169H134V168L132 169V167H130L127 163H125L124 160H121L120 157H119ZM10 161H11V164H10ZM105 162H108V161H105ZM210 165H211V161H210V164L207 165V167H209V172L210 170L213 171V169H210L211 168ZM1 169H3L4 171ZM55 170L56 172L59 171V174L54 172ZM197 172L201 175L200 171H197ZM67 174H69L70 177L73 175L72 178H69V175ZM225 174L226 173L224 172V175H222L224 178L229 177V174H226V176ZM222 176L221 177L219 176V178L223 179ZM59 177L60 179L62 178L63 180L62 179H61L62 181L59 180ZM200 177H203V175H201ZM48 178L49 179L51 178V180H49ZM46 179H48L49 181ZM37 180L38 182H34ZM40 181H42V184H43L42 189H41L42 185ZM51 181H53V183ZM64 181L65 182L67 181L66 182L67 184L69 181V186H71V188L77 186L75 188L76 191L74 193L71 191L67 195H65V197H63L64 192L61 191L59 187L61 186L60 184L63 185ZM46 182H49V183L51 182L52 184L51 183H50L51 185L49 184L51 187L48 185V183L46 185ZM56 182L58 186L56 185ZM31 183L34 184L33 187ZM74 183H75V186H73ZM57 187L59 190H57ZM44 188L45 189L47 188L49 191L45 190ZM49 188L50 189L52 188V190L54 191L50 190ZM45 195L47 196L50 195V197H47V196L45 197ZM56 195L61 196L58 199V201L54 199V196ZM42 196L44 198H42ZM41 199H45V200L40 201ZM53 203L54 204L57 203L55 204L56 206ZM61 204L63 206H61ZM64 204H66V206ZM43 206L46 208H44ZM112 207L116 208V206H112ZM63 208H65V212L62 213ZM66 208H68L70 211ZM33 209L35 210L33 211ZM69 212L70 213L72 212V213L69 214ZM62 214L64 215L63 217H62ZM92 214L94 215V212H92ZM65 215L67 217H65ZM13 227H15L16 229L15 237H13L12 235ZM101 228H104V227H102L101 225ZM104 231H105V228H104ZM183 233H185L186 235L184 234L185 235L184 236ZM21 242H24V243H21ZM18 243L19 244L21 243L19 247L15 246V245H18ZM28 243L30 244V246H28L29 245ZM35 243L37 245L34 246V248H32V246L35 245ZM45 243H48L51 246ZM22 244H25L27 248L25 249L24 247L26 246H23ZM40 244L42 245L40 246ZM52 245L53 246L57 245L56 246L57 253L54 252L55 253L54 255H53V251H55V249ZM150 246L156 248L157 244L156 242H153L151 243ZM15 247L17 248L18 251L19 250L20 251L18 252ZM106 247L108 248L107 250H106ZM57 248H59V250H57ZM24 249L26 251H24ZM21 251L22 252L24 251V252L21 253ZM108 251L113 254L110 255ZM219 254L221 255V258L223 257L225 258V255L223 252ZM100 256H103V255H100ZM181 260L178 259L176 261V264H179ZM171 261L172 263H175L174 260H171ZM248 261H246V264H250V262ZM188 263H189V260H188Z\"/></svg>","mask_w":264,"mask_h":264},{"label":"bare ground","instance_id":"bare-ground-1","mask_svg":"<svg viewBox=\"0 0 264 264\" xmlns=\"http://www.w3.org/2000/svg\"><path fill=\"white\" fill-rule=\"evenodd\" d=\"M253 2H254V0H253ZM248 3H249V2H248ZM256 3H257V2H256ZM257 4H258V3H257ZM250 6H251V5H250ZM251 7H252V6H251ZM259 7H260V6H259ZM251 9H252V8H251ZM255 9H256V8H255ZM260 9H263V8H260ZM263 10H264V9H263ZM263 10H260V11H263ZM253 11H254V10H253ZM258 11H259V9H258ZM250 12H251V11H250ZM262 13H263V12H262ZM256 14H257V13H256ZM258 14H259V13H258ZM259 15H260V14H259ZM261 17H262V16H261ZM228 18H229V17H228ZM230 18H231V17H230ZM263 21H264V20H263ZM256 23H257V21H256ZM263 23H264V22H263ZM249 24H250V22H249ZM253 24H254V23H253ZM251 26H252V24H251ZM255 27H257V26L255 25ZM146 28H147V27H146ZM257 28H258V27H257ZM262 28H263V27H262ZM152 29H153V28H152ZM252 29H253V28H252ZM258 29L261 30L260 27H259ZM260 30H259V31H260ZM146 31H147V30H146ZM257 32H258V31H257ZM209 33H210V32H209ZM254 34H255V33H253V35H254ZM142 36H143V35H142ZM149 36H150V35H149ZM139 37H140V36H139ZM205 37H206V36H205ZM143 38H144V37H143ZM146 38H148V37H146ZM210 38H212V37H210ZM141 39H142V38H141ZM150 39H151V38H150ZM153 39H155V38L153 37ZM144 40H145V39H144ZM142 41H143V40H142ZM155 41H156V40H155ZM138 42H139V41H138ZM240 43H241V42H240ZM140 44H141V43H140ZM142 48H143V47H142ZM79 49H80V48H79ZM79 49H78V50H79ZM139 49H140V48H139ZM143 49H144V48H143ZM81 50H82V49H81ZM128 50H129V49H128ZM79 51H80V50H79ZM80 52H81V51H80ZM80 52H79V53H80ZM139 54H140V53H139ZM132 55H133V54H132ZM141 55H143V53H142ZM147 55H148V53H147ZM150 55H151V53H150ZM150 55H148V56L151 57ZM136 56H137V55H136ZM234 56H235V55H234ZM106 57H107V56H106ZM114 57H115V56H114ZM229 57H230V56H229ZM107 58H109V57H107ZM111 58H112V57H111ZM102 59H103V58H102ZM113 59H114V58H113ZM116 59H118V58L115 57V60H116ZM141 59H142V57H141ZM150 59H151V58H150ZM106 60H107V59H106ZM109 60H111V59H108L107 61H109ZM142 60H143V59H142ZM260 60H261V59H260ZM107 61H106V62H107ZM117 61H118V60H117ZM117 61H115V62H117ZM145 61H146V60H145ZM239 61H240V60H239ZM111 62H112V61H111ZM113 62H114V61H113ZM108 63H109V62H108ZM142 63H144V62H142ZM145 63H147V62H145ZM259 63H260V62H259ZM113 64H114V63H113ZM118 64H119V62H118ZM139 64H140V63H139ZM147 64H148V63H147ZM147 64H145V65H147ZM149 64H150V63H149ZM228 64H229V63H228ZM241 64H242V63H241ZM256 64H257V63H256ZM145 65H143L142 68H144ZM243 65H244V64H243ZM246 65H247V64H246ZM138 66H139V65H138ZM140 66H141V64H140ZM260 66H261V65H260ZM99 67H100V66L98 65V68H99ZM114 67H115V66H114ZM116 67H117V65H116ZM94 68H95V67H94ZM96 68H97V67H96ZM98 68H97V69H98ZM104 68H105V67H104ZM104 68L101 67L102 70H103ZM257 68H258V65H257ZM105 69H106V68H105ZM261 69H262V68H261ZM95 70H96V69H95ZM109 70H110V69H109ZM111 70H112V69H111ZM175 70H176V69H175ZM256 70H257V69H255V71H256ZM115 71H116V70H115ZM118 71H119V70H118ZM167 71H168V70H167ZM221 71H222V70H220L219 73L223 74L224 72L222 73ZM109 72H110V71H109ZM113 72H114V68H113ZM171 72H172V71H171ZM171 72H170V74H171ZM175 72H176V71H175ZM175 72H174V73H175ZM209 72H210V71H209ZM216 72H217V74H218V71H216ZM262 72H263V71H262ZM262 72H261V73H262ZM210 73H211V72H210ZM250 73H251V72H250ZM259 73H260V72H259ZM261 73H260V74H261ZM121 74H122V72H121ZM121 74H120V75H121ZM217 74L215 75V72H214V75H215V76H217ZM221 74H220V75H221ZM238 74H239V73H238ZM240 74H241V73H240ZM251 74H253V73H251ZM260 74H259V75H260ZM95 75H96V74H95ZM95 75L93 74V76H95ZM117 75H119L118 72H117ZM120 75H119V76H120ZM172 75H173V72H172L171 76H172ZM179 75H181V74H179ZM241 75H242V74H241ZM243 75H244V74H243ZM257 75H258V74H257ZM263 75H264V74H263ZM263 75H262V76H263ZM149 76H150V75H149ZM149 76H146V77H149ZM168 76H169V74L166 75V77H168ZM218 76H219V75H218ZM221 76H223V75H221ZM91 77H92V76H91ZM116 77H118V76H116ZM144 77H145V76H144ZM150 77H151V76H150ZM169 77H170V76H169ZM180 77H181V76H180ZM211 77H212V76H211ZM224 77H225V76H224ZM237 77H238V76H237ZM241 77H242V76H241ZM241 77H239V78H241ZM250 77L252 78V77H254V76H253V75H252V76L250 75ZM250 77H249V79H250ZM255 77H256V76H255ZM174 78H175V77H174ZM174 78H173V79H174ZM176 78H177V77H176ZM207 78H209V77H207ZM215 78H216V77H215ZM230 78H231V77H230ZM230 78L228 77V80H229ZM210 79L213 80V78H210ZM216 79H218V78H216ZM220 79H222V78H220ZM246 79H247V77H246ZM254 79H255V78H254ZM257 79H259L258 76H257ZM176 80H177V79H176ZM234 80H236V79H234ZM242 80H244V79H242ZM242 80H241V81H242ZM250 80H251V79H250ZM262 80H263V77H262ZM214 81H215V79H214ZM224 81H225V80H224ZM226 81H227V80H226ZM245 81H246V80H245ZM247 81H248V80H247ZM259 81H261V80H259ZM259 81H256V79H255V80H253L252 83H254V82L257 83V82H259ZM182 82H185V81L182 80ZM190 82H192V81H190ZM209 82H210V81H209ZM228 82H229V81H228ZM248 82L251 83V81H248ZM261 82H262V81H261ZM261 82H260V83H261ZM175 83H177V82H175ZM180 83H181V82H180ZM213 83H214V82H213ZM215 83H216V82H215ZM220 83H221V82H220ZM237 83H238V82H237ZM240 83H241V82H240ZM245 83H246V82H245ZM260 83H257V84L259 85ZM185 84H186V83H185ZM185 84L183 85L184 87H185ZM230 84H231V80H230ZM261 84H262V83H261ZM172 85H173V84H172ZM172 85H171V87H172ZM187 85H188V83H187ZM190 85H191V83H190ZM210 85H211V84H210ZM216 85H217V84H216ZM216 85H215V87H216ZM222 85H223V84H222ZM222 85H221V86H222ZM227 85H229V84H227ZM227 85H226V87H228ZM236 85H237V84H236ZM240 85H241V84H239V86H238V85H237V86H238L239 88H241ZM254 85H255V84H254ZM211 86H212L213 88H215L213 84H212ZM241 86H244V85H241ZM169 87H170V85H169ZM177 87H178V86H177ZM179 87H180V86H179ZM181 87H182V85H181ZM187 87H188V86H187ZM212 87H210V88H212ZM218 87H220V84L218 85ZM218 87H217V88H218ZM222 87H223V86H222ZM235 87H236V86H235ZM146 88H147V87H146ZM146 88H145V89H146ZM158 88H160V87H158ZM188 88H189V87H188ZM208 88H209V87H208ZM208 88H207V89H204V90L209 91ZM213 88H212L211 90H213ZM242 88H243V87H242ZM254 88H255V87H254ZM147 89H149V87H148ZM153 89H154V88H153ZM165 89L168 90V88H165ZM172 89L174 90V85H173V88H172ZM181 89H182V88H181ZM186 89H187V88H186ZM201 89L203 90V88H201ZM218 89H219V88H218ZM218 89H217V91L220 90V89H219V90H218ZM224 89H225V88H224ZM227 89H228V88H227ZM230 89H231V88H230ZM232 89H233V88H232ZM236 89H237V88H236ZM236 89H235V90H236ZM247 89H248V88H247ZM261 89H262V88H261ZM261 89H260V90H261ZM154 90H158V91H159V89H157V88L154 89ZM163 90H164V89H163ZM178 90H179V89H178ZM202 90H201V91H202ZM225 90H226V89H225ZM239 90H240V89H239ZM249 90H250V89H249ZM251 90H252V89H251ZM251 90L249 91L250 94H251V92H252ZM260 90H259V91H260ZM187 91H188V90H187ZM189 91H190V90H189ZM214 91H216V90H214ZM231 91H232V90H231ZM243 91H244V90H243ZM245 91H246V90H245ZM245 91H244V92H245ZM178 92H179V91L176 92V90H174L173 93H177V94H178ZM199 92H200V90H199ZM199 92H197V93H199ZM219 92H222V91H219ZM225 92H226V91H225ZM232 92H233V91H232ZM241 92H242V91H241ZM254 92H255V90H254ZM261 92H262V94L264 93V92H263V89H262V91H260V93H261ZM173 93H172V94H173ZM179 93H182V94H183L184 92L182 91V92H179ZM189 93H191V91H190ZM207 93H209V92H207ZM214 93H215V92H214ZM255 93H256V92H255ZM186 94H187V93H186ZM195 94H196V93H195ZM199 94H200V93H199ZM203 94H204V93H203ZM211 94H212V93H211ZM211 94H210V96H211L210 98L212 99V95H213V94H212V95H211ZM244 94H245V93H244ZM246 94H247V93H246ZM262 94H261V95H262ZM173 95H174V94H173ZM175 95H176V94H175ZM184 95H185V93H184ZM201 95H202V94H201ZM207 95H208V94H207ZM216 95H217V94H216ZM219 95H220V94H219ZM221 95H223V94H221ZM254 95H255V94H254ZM254 95H253V97H254ZM256 95H259V94L256 93ZM191 96H192V95H191ZM198 96H199V95H198ZM198 96H197V97H198ZM251 96H252V95H251ZM178 97H179V96H178ZM186 97H187V99L190 100V94H189V95L187 94ZM214 97H215V96H214ZM249 97H250V95H249ZM253 97H252V98H253ZM256 97L258 98V96H256ZM259 97H260V95H259ZM262 97H263V95L260 97L261 100H262ZM254 98H255V97H254ZM263 98H264V97H263ZM171 99H172V98H171ZM179 99H180V98H179ZM183 99H184V98H183ZM191 99H193V98L191 97ZM217 99H218V97H217ZM260 99H258V100H260ZM172 100H173V99H172ZM184 100H186V99H184ZM184 100H183V101H184ZM218 100H219V99H218ZM256 100H257V99H256ZM178 101H179V100H178ZM180 101H182V95H181V100H180ZM183 101H182V102H183ZM195 101H196V100H195ZM195 101H193V103H196ZM263 101H264V99H263L261 102H263ZM188 102H190V101H188ZM191 102H192V100H191ZM256 102H258V101H256ZM184 103H186V102H184ZM210 103H211V101H210ZM221 103H222V102H221ZM226 103H227V102H226ZM258 103H260V102H258ZM179 104H181V103H179ZM188 104H189V103H188ZM211 104H212V103H211ZM222 104H223V103H222ZM182 105H183V104H182ZM185 105H186V104H185ZM191 105L194 106L195 104H191ZM196 105H197V104H196ZM262 105H263V103H262ZM262 105H261V107H262ZM175 106H176V105H175ZM188 106H189V105H187L186 107H188ZM197 106H198V109H197V112H198V111H199V105H197ZM202 106H203V105H202ZM263 106H264V105H263ZM178 107H179V106H177V108H178ZM190 107H191V106H190ZM204 107H205V106H204ZM95 108H96V107H95ZM182 108H183V106H182ZM182 108H180V109H182ZM188 108H189V107H188ZM188 108H187V110H188ZM192 108H193V110H191ZM196 108H197V107H196ZM196 108H195V109H196ZM263 108H264V107H263ZM100 109H101V108H100ZM172 109H173V108H172ZM191 109H190V111L194 112V107H191ZM203 109H205V108H203ZM174 110H176V109H174ZM177 110H178V109H177ZM177 110H176V111H177ZM183 110H184V109H183ZM239 110L242 111L240 108H239ZM247 110L249 111L250 109H246V112H247ZM101 111H102V110H101ZM104 111H105V110H104ZM179 111H182V110H179ZM190 111H189V113H190ZM201 111H203V110H200V112H201ZM236 111H237V110H236ZM262 111H264V109H263ZM102 112H103V111H102ZM102 112H101V113H102ZM174 112H175V111H174ZM182 112H183V111H182ZM200 112H198V113H200ZM226 112H227V111H226ZM252 112H253V111H252ZM252 112H251V113H252ZM175 113H176V112H175ZM179 113H181V112H179ZM179 113H178V114H179ZM184 113H185V112H184ZM184 113H183V114H184ZM189 113L187 114V112H186V113H185L186 116H187V115L189 116ZM232 113H233V112H232ZM244 113H245V109H244ZM181 114H182V113H181ZM185 114H184V115H185ZM190 114H191V113H190ZM195 114H196V112H194V115H195ZM200 114H201V113H200ZM202 114H203V113H202ZM179 115H180V114H179ZM184 115H183V116H184ZM194 115H190V116H193V120L195 121V119H196V118H199V117H194ZM180 116H181V115H180ZM183 116H182V117H183ZM196 116H197V115H196ZM200 116H201V115H200ZM202 116H203V115H202ZM218 117H219V116H218ZM188 118H190V117H188ZM205 118H206V117H205ZM212 118L214 119V117H212ZM212 118H211L210 120H213ZM2 119H3V118H2ZM2 119H1V120H2ZM190 119H191V118H190ZM190 119H189V120H190ZM198 120H199V119H197V121H198ZM201 120H203V118H202ZM208 120H209V119H208ZM208 120H206V121H208ZM258 120H259V119H258ZM262 120H263V119H262ZM262 120H261V121H262ZM191 121H192V120H191ZM204 121H205V120H204ZM231 121H232V120H231ZM192 122H193V121H192ZM201 122H203V121H201ZM212 122H213V121H212ZM248 122H249V121H248ZM1 123H2V122H1ZM1 123H0V124H1ZM4 123H5V122H4ZM197 123H200V122H197ZM208 123H209V122H208ZM210 123H211V122H210ZM217 123H218V122H217ZM231 123H232V122H231ZM249 123H250V122H249ZM256 123H257V122H256ZM259 123H260V122H259ZM259 123H258V124H259ZM194 124H195V125H194L193 127L196 126V121H195ZM201 124H202V123H201ZM211 124H212V123H211ZM215 124H216V121H215ZM247 124H248V123H247ZM4 125H5V124H4ZM203 125H204V124H203ZM206 125H208V124L206 123ZM212 125H213V124H212ZM218 125H219V124H218ZM218 125H216V126H218ZM229 125H231V124H229ZM253 125H255V124H253ZM253 125H252V126H253ZM204 126H205V125H204ZM208 126H210L209 128H212V130H210V132L214 130V129H213L214 127H211L210 124H209ZM213 126H214V125H213ZM216 126H215V127H216ZM232 126L235 127V125H233V124H232ZM250 126H251V125H250ZM263 126H264V125H263ZM1 127L3 128V126H1ZM4 127H5V126H4ZM197 127H199L198 129H202L203 126L201 125V128H200V126L197 125ZM197 127H196V129H197ZM206 127H207V126H206ZM227 127H228V126H227ZM227 127H226V128H227ZM230 127H231V126H230ZM234 127H232V128H234ZM260 127H261V126H260ZM260 127H259V129H260ZM15 128H16V127H15ZM204 128H205V127H204ZM207 128H208V127H207ZM209 128H208V130H209ZM232 128H231V131L234 130V129L232 130ZM243 128H244V125H243ZM257 128H258V127H257ZM3 129H4V128H3ZM6 129H7V128H6ZM9 129H11V127H10ZM215 129H216V128H215ZM217 129H218V128H217ZM227 129H229V128H227ZM227 129H225V130H227ZM237 129H238V128H237ZM253 129H254V127H253ZM255 129H256V128H255ZM263 129H264V128H263ZM239 130H240V129H238V131H239ZM247 130H249V128H248ZM2 131H3V130H2ZM177 131H178V130H177ZM197 131H198V132H197ZM197 131H196L197 133H200L201 130H200V131L197 130ZM204 131H205V130H204ZM206 131H207V130H206ZM218 131H219V130H218ZM218 131H217V132H218ZM221 131H224V130L222 129ZM221 131H220V132H221ZM238 131H237V133H238ZM4 132H6V131H4ZM193 132H194V131H193ZM217 132H216V134H218ZM226 132H227V134L229 133L228 131H224V133H226ZM1 133L4 135L3 132H1ZM206 133H207V132H205V134H206ZM212 133H213V132H212ZM212 133H210V135H211ZM214 133H215V130H214ZM214 133H213V134H214ZM231 133H232V132H231ZM240 133H241V132H240ZM246 133H247V131H246ZM249 133H250V132H248L246 135L248 136ZM2 134H1V136H2ZM64 134H65V133H64ZM67 134H70V133H67ZM75 134H76V133H75ZM75 134H74V135H75ZM195 134H196V133H195ZM200 134H201V133H200ZM202 134H203V133H202ZM208 134H209V133H208ZM219 134H220V133H219ZM238 134H239V133H238ZM238 134H236V136H237ZM70 135H71V134H70ZM72 135H73V134H72ZM72 135H71V136H72ZM74 135H73V136H74ZM77 135H78V134H77ZM193 135H194V133H193ZM221 135H222V134H221ZM230 135H231V136H232V135L235 136V134H230ZM230 135H229V136H230ZM243 135H244V133H243V131H242V135H241V136H243ZM194 136H195V135H194ZM199 136H200V135H199ZM205 136H206V135H205ZM219 136H220V135H218V136L215 135V137H216L217 139H218ZM225 136H226V135H225ZM225 136L222 135L223 138H224ZM231 136H230V137H231ZM253 136H254V135H253ZM66 137H67V136H66ZM69 137H70V136H69ZM75 137H76V136H75ZM77 137H78V136H77ZM77 137H76V138H77ZM80 137H81V136H80ZM201 137H203V140H204V138H205L204 135H202ZM211 137H212V135L210 136V138H211ZM215 137H212V139H214ZM239 137H240V135H239ZM250 137H251V136H250ZM71 138H72V137H71ZM194 138H195V137H194ZM210 138H207V139H209V141H210ZM223 138H222V139H223ZM225 138H226V137H225ZM227 138H228V137H227ZM232 138H233V137H232ZM236 138H237V137H236ZM240 138H242V137H240ZM243 138H245V137L243 136ZM243 138H242V139H243ZM247 138H248V137H247ZM251 138L254 139L255 136H254V137H251ZM251 138H250V139H251ZM73 139H74V138H73ZM77 139H79V137H78ZM77 139H76V140H77ZM234 139H235V137L233 138V141H234ZM238 139H239V138H238ZM238 139H237V140H238ZM242 139H240V140H242ZM245 139H246V138H245ZM258 139H259V138H258ZM9 140H10V139H9ZM201 140H202V138H201ZM203 140H202V141H203ZM205 140H206V139H205ZM205 140H204V142H205ZM215 140H216V139H215ZM215 140L213 141V143H215ZM218 140H220V138H219ZM218 140H216V141L218 142ZM225 140H226V139H225ZM228 140H230V139L228 138ZM228 140H227V141H228ZM235 140H236V139H235ZM209 141L206 140L207 143H208ZM248 141L250 142V140H248ZM255 141H256V139H255ZM257 141H258V140H257ZM257 141H256V142H257ZM9 142H10V141H9ZM74 142H75V141H74ZM228 142H231V141H228ZM249 142H246V143H249ZM75 143H76V142H75ZM209 143H211V141H210ZM218 143H219V142H218ZM221 143H222V142H221ZM225 143H226V142H225ZM232 143H233V142H232ZM78 144H79V143H78ZM211 144H212V143H211ZM211 144L208 145V146L210 147ZM233 144H234V143H233ZM233 144H230V143H229L228 146H230V145L232 146ZM241 144H242V143H241ZM241 144H239V146H238V144H237V147H240ZM257 144H259L258 146L261 148V146H260L261 144L259 143V141H258ZM206 145H207V144H206ZM215 145H216V144H215ZM215 145H214V146H215ZM217 145L219 146V144H217ZM217 145H216V146H217ZM221 145H222V144H221ZM225 145L227 146V144H225ZM225 145H224V147H226ZM235 145H236V144H235ZM250 145L253 146V147L255 146V148L257 147V146H256V143H255V144H250ZM222 146H223V145H222ZM228 146H227V148H228ZM242 146H244V144H243ZM247 146H248V144H247ZM247 146H246V148H247ZM251 146H250V148H252ZM219 147H220V146H219ZM219 147H217V148H219ZM237 147H235V149H236ZM244 147H245V146H244ZM262 147H263V146H262ZM205 148H206V147H205ZM211 148H212V146H211ZM211 148H210V149H211ZM213 148H214V147H213ZM213 148H212V150H214ZM215 148H216V147H215ZM220 148H221V147H220ZM220 148H219V149H220ZM232 148H233V147H232ZM240 148H241V147H240ZM248 148H249V146H248ZM257 148H258V147H257ZM208 149H209V148H208ZM208 149H206V150H208ZM210 149H209V151H210ZM221 149L223 150V147H222ZM224 149H225V148H224ZM243 149H244V148H243ZM243 149H241V150H243ZM262 149H264V148H262ZM215 150H216V149H215ZM217 150H218V149H217ZM217 150H216V152H219V153L222 151V150H220V151H219V150L217 151ZM227 150H228V149H227ZM229 150H230V149H229ZM236 150H237V149H236ZM238 150L240 151L239 153L241 154V150H240V149H238ZM254 150H255V149H254ZM256 150L259 151L258 149H256ZM209 151H208V152H209ZM224 151H225V150H224ZM230 151H232V150H230ZM257 151H256V153H257ZM263 151H264V150H263ZM210 152H211V151H210ZM213 152H215V151H213ZM213 152H211V153H213ZM222 152H223V151H222ZM228 152H229V151H228ZM247 152H249V151H247ZM250 152H251V151H250ZM260 152H261V150H260ZM260 152H259V153H260ZM230 153H231V152H230ZM230 153H229V154H230ZM232 153H233V154H232L233 156L236 154V153L234 152V150H233ZM242 153H243V152H242ZM251 153H252V152H251ZM251 153H250V155H251ZM259 153H258V154H259ZM261 153H262V152H261ZM209 154H210V153H209ZM221 154H222V153H221ZM221 154H220V155H221ZM225 154H227V152H226ZM240 154H239V155H240ZM263 154H264V152H263ZM213 155H214V154H213ZM215 155H216V154H215ZM215 155H214V156H215ZM222 155L224 156V154H222ZM222 155H221L222 158H220L221 161H220V160H219V161H216V163H217V162H218V163H217V166L213 167L214 169L216 168L215 170L213 169V173H215L214 171H218V170H219V169H217L218 164H221V162L224 161V160L226 161V163L222 162V166H221V168H222V170H221L222 173L225 172V173L227 174V172H228L229 170L233 169V168H234V169L236 168V173L239 171V168H243V169H244V166L241 167L239 164H237V166H240V167L238 168V170H237V167H235V162H236V160H237V159H236V156H235V158L232 156V158H233V159H236V160H233V159H232V161H229V160H231V159H230L231 155H229V158H228L229 160L226 159L228 155L226 156L225 159L223 158ZM236 155H237V154H236ZM242 155H243V154H242ZM242 155H241L240 159H241L242 162H243L244 159L248 156V154L246 153V155H247L246 157H245V156H242ZM244 155H245V152H244ZM261 155H262V154H261ZM203 156H204V155H203ZM203 156H202V157H203ZM209 156H212V154H210ZM209 156H207V157L210 158ZM237 156H238V155H237ZM251 156H252V155H251ZM253 156H255V155H253ZM50 157H51V155H50ZM212 157H213V156H212ZM212 157H211V158H212ZM217 157H218V156H217ZM249 157H250V156H248V158H249ZM256 157H257V156H256ZM21 158H22V157H21ZM199 158H200V157H199ZM205 158H206V157H205ZM211 158H210V159H211ZM251 158H252V157H251ZM257 158H260V157L258 156ZM257 158H255V159H257ZM203 159H204V158H203ZM210 159H209V160H210ZM215 159H216V156H215ZM215 159H214V160L212 159V160L215 161ZM217 159H219V158H217ZM246 159H247V158H246ZM255 159H254V161L256 162L255 164H256V165H259L258 162H259L260 159L258 160V162H257ZM200 160H201V159H200ZM241 160H240V162H241ZM213 161H212L211 163L214 164ZM227 161H229V162H227ZM238 161H239V160H238ZM238 161H237V163H238ZM245 161H246V160H245ZM249 161H250V160H249ZM251 161H252V160H251ZM260 161H262V158H261ZM240 162H239V163H240ZM242 162H241V164H242ZM263 162H264V161H263ZM203 163H204V160H203ZM206 163L210 164V161L207 162V160H206ZM206 163H205V165H206ZM216 163H215L214 165H216ZM223 163H224V164H223ZM246 163H247V161L244 162L245 165H247ZM251 163L253 164V161H252ZM251 163H250V165L252 166ZM257 163H258V164H257ZM208 164H207V165H208ZM213 164H212V166H214ZM244 164H242V165H244ZM255 164H253V165H255ZM1 165H2V164H1ZM14 165H15V164H14ZM67 165H68V163H67ZM207 165H206V167H207ZM248 165H249V162H248ZM256 165H255L254 167H255V168H258ZM260 165H262V162H260ZM10 166H11V165H10ZM12 166H13V165H12ZM210 166H211V165H210ZM212 166H211L210 169H212ZM251 166H247V167L250 168ZM18 167H19V166H18ZM219 167H220V166H219ZM262 167H263V165L261 166V168H262ZM207 168L209 169V167H207ZM221 168H220V169H221ZM245 168H246V167H245ZM259 168H260V167H259ZM243 169H242V170H243ZM1 170H3V169H1ZM242 170L240 169L241 173H242V172L244 173V171H242ZM244 170H245V169H244ZM246 170H247V168H246ZM246 170H245V171H246ZM253 170H254V168L252 169V171H251V169H249L248 171L251 172V173H254ZM257 170H258V169H256L255 171H257ZM260 170H263V171H261V172L264 173V169H260ZM260 170H258V172H259ZM3 171H4V170H3ZM10 171H11V170H10ZM210 171H211V170H210ZM248 171H246V172H248ZM54 172H56V170H55ZM123 172H125V171H123ZM130 172H131V171H130ZM190 172H191V171H190ZM192 172H193V171H192ZM219 172H220V170H219ZM261 172H260V173H256V172H255L256 174L254 173L253 175H256V176H257V174H258V175H261ZM56 173L59 174V171L56 172ZM60 173H61V171H60ZM64 173H66V172H64ZM64 173H62V174H64ZM195 173H196V172H195ZM216 173H217V172H216ZM228 173H229V172H228ZM232 173H233V172H232ZM238 173L240 174V172H238ZM238 173H237V174H233V175H231V171H230V176H231V177L229 176L230 178H227V179H229L230 181H231V179L234 180V181H235V179L238 180V179L240 178V177L238 176V175H239ZM243 173L240 175V176L243 177L242 179L245 178ZM251 173H250V174H251ZM123 174H125V173H123ZM198 174H199V173H198ZM219 174H220V173H219ZM219 174H218V176H219ZM226 174H225V176H226ZM247 174H248V173H247ZM247 174H246V175H247ZM48 175H49V174H48ZM53 175H54V173H53ZM67 175H69V174H67ZM196 175H197V173H196ZM215 175H216V174H215ZM221 175H223V174H221ZM253 175H252V176H253ZM0 176H1V175H0ZM55 176H57V175H55ZM63 176H64V175H63ZM63 176H62V177H63ZM72 176H73V175H72ZM72 176L70 177V175H69V178H72ZM97 176H98V175H97ZM102 176H103V175H102ZM236 176H237L238 178H236ZM249 176H250V175H249ZM256 176H253V177L255 178ZM50 177H51V176H50ZM67 177H68V176H67ZM103 177H104V176H103ZM216 177H217V176H216ZM220 177H221V176H220ZM222 177H223V176H222ZM233 177H234V178H233ZM247 177H248V175H247ZM250 177H251V176H250ZM250 177H249L248 179L251 180ZM261 177H263V176H261ZM52 178H54V177H52ZM57 178H58V177H57ZM101 178H102V177H101ZM256 178H257V182H259V181L261 180L260 177H256ZM256 178H255V179L252 178V179L255 180V182H256ZM258 178H259V179H258ZM263 178H264V177H263ZM263 178H262V180H263ZM48 179H49V178H48ZM48 179H46V180H48ZM61 179H62V178H61ZM61 179H60V177H59V180H61ZM64 179H65V177H64ZM74 179H76V178H74ZM74 179H73V180H74ZM97 179H99V177H98ZM223 179H224V177H223ZM223 179H222V180H223ZM225 179H226V178H225ZM227 179H226V180H227ZM242 179H241V180H242ZM246 179H247V178H245V181H246ZM49 180H51V178H50ZM49 180H48V181H49ZM53 180H54V179H53ZM62 180H63V179H62ZM62 180H61V181H62ZM99 180H100V179H99ZM218 180L221 181L220 178H218ZM237 180H236V181H237ZM239 180H240V179H239ZM262 180H261V181H262ZM42 181H43V180H42ZM55 181H56V180H55ZM61 181H60V182H61ZM75 181H77V180H75ZM75 181H73V182H75ZM101 181H102V179H101ZM223 181H224V180H223ZM227 181H228V180H227ZM230 181H229L228 183H230V184L232 183V184H233L234 181H233V182H230ZM236 181H235V182H236ZM242 181H244V180H242ZM0 182H1V181H0ZM34 182H38V180H37V181H34ZM34 182H32V183H34ZM40 182H41V181H40ZM51 182L53 183V181H51ZM51 182H50V183H51ZM57 182H59V181H57ZM57 182H56V185H57ZM64 182H65V181H64ZM66 182H67V181H66ZM240 182H241V181H240ZM249 182H250V183H249ZM255 182H254V183H255ZM32 183H31V185H32V187H33L34 184H32ZM43 183H44V182H43ZM47 183H48V185L50 184L49 182H46V185H47ZM52 183H51V184H52ZM61 183H62V182H61ZM70 183H72V182H70ZM77 183H78V182H77ZM241 183H243V182H241ZM244 183H247V184H245L246 186L248 185V183H249V186L252 185V184H251V181H249V180H248L247 182H244ZM261 183H264V182H261ZM38 184H39V183H38ZM38 184H37V185H38ZM51 184H50V185H51ZM58 184H60V183H58ZM239 184H240V183H239ZM239 184H237V186H236V183H235V186L237 187V190H238V188H239V187H238ZM250 184H251V185H250ZM256 184H257V183H256ZM256 184H254V185H256ZM258 184H259V183H258ZM35 185H36V184H35ZM41 185H42V186H41ZM41 185H40V186H41V189H42V188H43V184L41 183ZM44 185H45V184H44ZM50 185H49V186H50ZM60 185H62V184H60ZM68 185H69V181H68ZM68 185H67V186H68ZM70 185H71V184H70ZM78 185H79V184H78ZM240 185H241V184H240ZM245 185L240 186L239 189H242V191H243L244 188H242V187L245 186ZM254 185H252V186H254ZM261 185H262V184H261ZM261 185H259V186H261ZM38 186H39V185H38ZM49 186H47V187H49ZM52 186H53V185H52ZM54 186H55V184H54ZM57 186H58V185H57ZM62 186H64V185H62ZM73 186H75V183H74ZM228 186H231V185H228ZM232 186H233V185H232ZM246 186H245V188H246ZM252 186H251V187H252ZM256 186H257V185H256ZM45 187H46V186H45ZM50 187H51V186H50ZM59 187H60V186H59ZM76 187H77V186H76ZM76 187H72V188L74 189V188H76ZM203 187H204V186H203ZM236 187H233V188H232L233 191H235ZM55 188H56V187H55ZM70 188H71V186H70ZM252 188H254V187H252ZM252 188H250V190H252ZM255 188H257V189L254 190L256 193H257V192L259 193V191L262 189L261 187H255ZM259 188H260V190L258 191ZM44 189H45V188H44ZM44 189H43V190H44ZM49 189H50V188H49ZM73 189H72V190H73ZM102 189H103V187H102ZM230 189H231V188H230ZM232 189H231V190H232ZM37 190H38V189H37ZM45 190H48V189L46 188ZM45 190H44V191H45ZM50 190H52V188H51ZM55 190H56V189H55ZM57 190H59L58 187H57ZM72 190H71V191H72ZM74 190H75V189H74ZM97 190H98V189H97ZM247 190H248V189H247ZM247 190H246V191H247ZM39 191H40V190H39ZM48 191H49V190H48ZM52 191H54V190H52ZM101 191L103 192V190H101ZM137 191H138V190H137ZM240 191H241V190H240ZM244 191H245V190H244ZM254 191H252V192L255 193ZM40 192H41V191H40ZM42 192H43V191H42ZM55 192H56V191H55ZM72 192H73V191H72ZM142 192H143V191H142ZM236 192H237V191H236ZM236 192H232V193L235 194ZM238 192H239V191H238ZM238 192H237V193H238ZM252 192L249 191V194H250V193L252 194ZM260 192L262 193V191H260ZM47 193H48V192H47ZM49 193H50V192H49ZM136 193H137V194H134L135 196H136V195H139L138 192H136ZM240 193H241V192H240ZM240 193H239L238 195H239V196H242ZM242 193H243V192H242ZM246 193H247V192H246ZM258 193H257V194H258ZM263 193H264V191H263ZM140 194H141V193H140ZM147 194H148V196H150L149 193H147ZM243 194H244V193H243ZM249 194L247 193L246 195L249 196ZM251 194H250V195H251ZM257 194H255V195L258 197ZM122 195H123V194H122ZM132 195H133V194H132ZM246 195H245V196H246ZM253 195H254V194H253ZM255 195H254V196H255ZM259 195H261L260 198H262V199L264 198V197H263L264 194H263V196H262V194L259 193ZM46 196H47V195H45V197H46ZM52 196H53V195H52ZM135 196H134V197L131 196V198H132V197L135 198ZM146 196H147V195H146ZM47 197H50V195L47 196ZM57 197H58V196H57ZM118 197L120 198V195H119ZM121 197H122V196H121ZM151 197H152V196H151ZM235 197H236V195H235ZM237 197H238V196H237ZM243 197H244V195H243ZM42 198H44V197L42 196ZM115 198H117V196H116ZM123 198H124V197H123ZM146 198H147V197H146ZM146 198H145V199H146ZM149 198H150V197H149ZM238 198H239V197H238ZM238 198H237V199H238ZM258 198H259V197H258ZM47 199H48V198H47ZM47 199H46V201H47ZM52 199H53V198H52ZM52 199H50V200H52ZM147 199H148V198H147ZM42 200H45V199H41L40 201H42ZM125 200H126V199H125ZM129 200H130V198H129ZM133 200H134V199H133ZM135 200H136V199H135ZM127 201H128V200H127ZM130 201H131V200H130ZM138 201H139V200H138ZM145 201H147V200H145ZM145 201H144V202H145ZM150 201H152V203H153V200H150ZM150 201H149V203H150ZM157 202H158V201H157ZM176 202H177V201H176ZM260 202H262V201H260ZM263 202H264V201H263ZM46 203H47V202H46ZM131 203H132V202H131ZM134 203H135V201H134ZM149 203H148V205H149ZM152 203H151V204H152ZM159 203L162 204V202H159ZM163 203H164V202H163ZM198 203H199V202H198ZM53 204H54V203H53ZM55 204H57V203H55ZM55 204H54V205H55ZM128 204H130V203L128 202ZM155 204H156V203H155ZM41 205H42V204H41ZM59 205H60V204H59ZM59 205H57V206H59ZM64 205L66 206V204H64ZM133 205H134V204H133ZM142 205H143V204H142ZM148 205L145 204V206H147V207H148ZM159 205H160V204H159ZM165 205H166V204H165ZM165 205H164V206H165ZM44 206H45V205H44ZM44 206H43V207H44ZM55 206H56V205H55ZM61 206H63V205L61 204ZM127 206H128V205H127ZM134 206H135V205H134ZM145 206H144V207H145ZM155 206H156V205H155ZM155 206H152V207H155ZM197 206H198V205H197ZM261 206L264 207V205H261ZM135 207H136V206H135ZM147 207H146V208H147ZM150 207H151V205H150ZM150 207H149V208H150ZM39 208H40V207H39ZM41 208H42V207H41ZM44 208H46V207H44ZM57 208H58V207H57ZM68 208H69V206H68ZM68 208H66V209H68ZM132 208H134V207H132ZM141 208H142V207H141ZM163 208H164V207H163ZM234 208H235L234 206H233V208L231 207L232 212H233V209H234ZM259 208H260V207H259ZM259 208H258V209H259ZM59 209H60V208H59ZM59 209H58V210H59ZM63 209H64V210H63ZM63 209H62V210H63L62 213L65 212V208H63ZM71 209H72V208H71ZM124 209H125V208H124ZM150 209H151V208H150ZM153 209H155V210H159L158 207H157V209H156V207L153 208ZM237 209L239 210L240 208H237V207H236V210H237ZM261 209H263V208H261ZM261 209H260V210H261ZM38 210H39V209H38ZM40 210H41V209H40ZM68 210H69V209H68ZM68 210H67V211H68ZM72 210H73V209H72ZM127 210H128V209H127ZM163 210H164V209H163ZM163 210H161V207H160V211H163ZM236 210H234V211H236ZM241 210L244 211L242 208H241ZM69 211H70V210H69ZM143 211H144V210H143ZM160 211H159V212L154 211V212H156V213H158V214L160 215ZM253 211H254V210H253ZM256 211H259V210H256ZM38 212H39V211H38ZM72 212H73V211H72ZM72 212H71V213H72ZM151 212H152V210H151ZM151 212H150V210H149L148 214L151 213ZM154 212H152V213H154ZM236 212H237V211H236ZM239 212H240V211H239ZM254 212H255V211H254ZM254 212H253V213H254ZM259 212H260V211H259ZM263 212H264V210H263ZM71 213L69 212V214H71ZM146 213H147V212H146ZM237 213H238V212H237ZM237 213H236V215H237ZM249 213L252 214L251 211H250ZM249 213H248V214H249ZM260 213L262 214V210H261ZM260 213H259V214H260ZM73 214H74V213H73ZM234 214H235V213H234ZM240 214H242V213H240ZM243 214L246 215L245 211L243 212ZM250 214H249V215H250ZM261 214H260V217H262ZM154 215H155V214H154ZM161 215H162V214H161ZM163 215H164V214H163ZM236 215H235V216H236ZM244 215H243V216H244ZM249 215H246V216H249ZM252 215H253V214H252ZM255 215H256V213H255ZM257 215H258V214H257ZM59 216H60V214H59ZM63 216H64V215L62 214V217H63ZM149 216H150V215H149ZM231 216H232V215H231ZM237 216H239V213H238ZM65 217H67V216L65 215ZM70 217H71V216H70ZM151 217H152V216H151ZM154 217H155V216H154ZM160 217H161V216H160ZM160 217L158 218L159 221H160ZM233 217H234V215H233ZM239 217H240V216H239ZM241 217H242V215H241ZM244 217H245V216H244ZM244 217H242L241 219H243ZM163 218H164V217H163ZM231 218H232V217H231ZM234 218H236V217H234ZM250 218H251V216L249 217V219H250ZM257 218H258V217H257ZM257 218H256V220H257ZM262 218H263V217H262ZM244 219H245V218H244ZM251 219H252V218H251ZM251 219H250V220H251ZM67 220H69V219H67ZM233 220H234V219H233ZM253 220H254V219H253ZM258 220H259V219H258ZM40 221H41V220H40ZM40 221H39V222H40ZM155 221L157 222V220H155V218H154V222H155ZM168 221H169V220H168ZM173 221H174V220H173ZM176 221H177V220H176ZM237 221H238V220H237ZM240 221H241V220H240ZM41 222H42V221H41ZM154 222H153V223H154ZM156 222H155V224H156ZM160 222H161L160 224H163L164 221L161 220ZM171 222H172V221H171ZM171 222H170V223H171ZM177 222H178V221H177ZM238 222H239V221H238ZM164 223H165V222H164ZM71 224H72V223H71ZM155 224H154V225H155ZM158 224H159V222H158ZM102 225H104V224H102ZM175 225H176V224L174 223V225L172 224V225H170V226H167V228H166L165 230H164V229H163V230H164L165 233H167V234H168V233H173V232H174L175 234H177V233L179 232V229H180V228H179V229H178V228L176 229ZM162 226H163V225H162ZM164 226H165V225H164ZM177 226H178V225H177ZM106 227H107V226H106ZM100 228H101V227H100ZM100 230H101V229H100ZM103 230H104V228H103ZM107 230H108V229H107ZM153 230H154V227H153ZM163 230H161V232H162ZM68 231H70V230H68ZM68 231H66V233H67ZM105 231H106V230H105ZM194 231H195V230H194ZM71 232H72V234H73V231H71ZM71 232H70V233H71ZM74 232H76V231H74ZM180 232H181V230H180ZM183 232H184V231H183ZM34 233H35V232H34ZM38 233H39V232H38ZM38 233H37V234H38ZM66 233H64V234H66ZM76 233H77V232H76ZM103 233L108 234L109 231H108V233H107V231H106V232H103ZM162 234H163V232H162ZM180 234H181V233H180ZM184 234H185V233H183V235H184ZM164 235H165V234H164ZM185 235H186V234H185ZM185 235H184V236H185ZM69 236H71V235H69ZM180 236H181V235H180ZM184 236H182V237H184ZM59 237H60V236H59ZM169 237H170V236H169ZM182 237H181V239H182ZM67 239H68V241H69L70 237L67 238ZM71 239H72V238H71ZM59 240H60V239H59ZM76 240H77V239H76ZM54 241H55V240H54ZM54 241H52V242H54ZM68 241H66V242H68ZM70 241H71V240H70ZM70 241H69V242H70ZM73 241L76 242L75 240H73ZM95 241H96V240H95ZM95 241H94V242H95ZM39 242H40V241H39ZM56 242H57V240H56ZM66 242H65V245H66ZM74 242L72 243V241H71L72 244H74ZM96 242H97V241H96ZM188 242H189V241H188ZM21 243H24V242H21ZM21 243H20V244H21ZM30 243H31V242H30ZM36 243H37V242H36ZM36 243H35V245L32 246V248H34V246L37 245ZM59 243H60V241H59ZM189 243H190V242H189ZM16 244H17V243H16ZM20 244L18 243V245H15V244H14V245L17 246V247H19ZM28 244H29V243H28ZM45 244L50 245V244H48V243H45ZM80 244H81V243H80ZM80 244H79V245H80ZM93 244H94V243H93ZM97 244H98V242L95 243L94 246H96ZM100 244H102V243H100ZM22 245H23V246H26L25 244H22ZM41 245H42V244H40V246H41ZM61 245H62V244H61ZM90 245H92V244H90ZM90 245H89V246H90ZM112 245H113V244H112ZM28 246H30V244H29ZM50 246H51V245H50ZM52 246H53V245H52ZM56 246H57V245H56ZM56 246H55V245L53 246L54 249H55V251H53V255L55 254L54 252L57 253V251H56ZM71 246L73 247V245H71ZM77 246H78V243H77ZM86 246H87V245H86ZM94 246H93V247H94ZM100 246L102 247V245H100ZM100 246L97 247V249H99ZM12 247H14V246H12ZM21 247H22V246H21ZM64 247H65V246H63V248H64ZM67 247H68V246H67ZM75 247H76V246H75ZM78 247H79V246H78ZM90 247H91V246H90ZM15 248H16V247H15ZM22 248H23V247H22ZM24 248L26 249L27 246L24 247ZM63 248H62V249H63ZM79 248H80V247H79ZM94 248H95V247H94ZM94 248H92V249H94ZM104 248H105V247H104ZM12 249H13V248H12ZM25 249H24V251H26ZM72 249L74 250L75 248L73 247ZM72 249H69L68 251H70V250H72ZM97 249H96V250H97ZM107 249H108V248L106 247V250H107ZM110 249H111V248H110ZM181 249H182V250H180V252L178 253V258H177V260H178V259L181 260L182 257L184 258V256H188L189 259H186V260H189V263H187V264H192V263L194 264L193 259L190 260V254H191V249H190V247H188V245L186 244V245H185L184 247H182ZM16 250H17V248H16ZM34 250H35V249H34ZM52 250H53V249H52ZM57 250H59V248H57ZM75 250H77V249H75ZM75 250H74V251H75ZM81 250H82V248H81ZM81 250L79 249V252H81V253H82V252H83V253L86 252V251L84 252V249H83V251H81ZM86 250H88V249H86ZM96 250H94V251H96ZM104 250H105V249H104ZM119 250H120V249H119ZM17 251H18V250H17ZM19 251H20V250H19ZM19 251H18V252H19ZM24 251H23V252H24ZM68 251H67V253H68ZM77 251H78V250H77ZM77 251H76V252H77ZM94 251H93V252H94ZM99 251H100V250H99ZM109 251H110V250H109ZM109 251H108V252H109ZM121 251H122V250H121ZM23 252L21 251V253H23ZM72 252H73V251H72ZM76 252H74V253H76ZM79 252H77L76 255L78 254V256H79ZM88 252H90V251L88 250ZM103 252H105V251H102L100 255H102ZM110 252H111V251H110ZM110 252H109V253H110ZM21 253H20V254H21ZM62 253L64 254V249H63V252H62ZM83 253L80 254V255H83ZM96 253H97V251H96ZM99 253H100V252H99ZM69 254H70V252H69ZM87 254H88V253H87ZM87 254H86V255H87ZM91 254H92V253H91ZM91 254H90V255H91ZM104 254H105V253H104ZM111 254H113V253H110V255H111ZM71 255H73V253H71ZM76 255H75V256H76ZM100 255H99V256H100ZM61 256H62V254H61ZM73 256H74V255H73ZM87 256H88V255H87ZM87 256H86V257H87ZM93 256L95 257V255H91V257H93ZM97 256H98V255H97ZM80 257H81V256H79V260H78V261L81 262V259H82V257H84V256H82L81 259H80ZM88 257H89V256H88ZM88 257H87V258H88ZM91 257H89V258L91 259ZM94 257H93V258H94ZM104 257H105V256H104ZM107 257H109V255H108ZM116 257H117V256H115V257L112 256V259H111V260H112L113 264H124V263H125V262L121 261V260H122V259H121L122 257H120V256H119L120 258H119V257L116 258ZM75 258H77V257H75ZM95 258H96V257H95ZM95 258H94V259H95ZM97 258H98V257H97ZM186 258H187V257H186ZM83 259H85V257H84ZM99 259H100V257H99ZM109 259H110V258H109ZM119 259H121V260H119ZM100 260H101V259H100ZM100 260L97 261V262H100ZM107 260H108V258H107ZM197 260H198V259H197ZM85 261H86V259H85ZM91 261H93V260L91 259ZM104 261H105V260H104ZM104 261H103V262H104ZM184 261H185V260H184ZM94 262H95V260H94ZM109 262H110V261H109ZM181 262H182V261H181ZM181 262H179V264H181ZM82 263H83V262H82ZM84 263H85V262H84ZM100 263H101V262H100ZM98 264H99V263H98ZM104 264H105V263H104ZM108 264H109V263H108ZM125 264H127V263H125ZM182 264H184V262H183ZM199 264H200V263H199Z\"/></svg>","mask_w":264,"mask_h":264},{"label":"snow or ice","instance_id":"snow-or-ice-1","mask_svg":"<svg viewBox=\"0 0 264 264\" xmlns=\"http://www.w3.org/2000/svg\"><path fill=\"white\" fill-rule=\"evenodd\" d=\"M12 7H13V8H17V7H19V6H18L17 4H13ZM55 11H57V12H62L63 17H64L63 19L60 20V23H59L58 25H56L55 27H58V28L61 30L60 34H61L62 36H67V35H68V31H67V29L65 28V25H66V23H67V19L69 18V14H68L67 11L64 10L63 5H61L59 8H57ZM26 23H27V21L25 22V24H21V25H20V28L23 29V28L25 27ZM48 23L51 25V24H52V20H49ZM29 38H30V39H35V37H29ZM57 44L59 45V47H60L61 49L64 48V44H63L61 41L58 40V41H57ZM44 56H45V58L47 59V57H48V52H47V50H45V52H44ZM58 58H59V57H58ZM26 67H28V68L31 69V66H30V65H28V66H26ZM34 71H37V72H38L39 70L37 69V70H34ZM56 78H57V79H60L59 76H57ZM36 79H40V77L37 75V76H36ZM23 82H24L25 84H27L30 88H35V89H39V88H40V85H39V84H35V85H33L32 82H31L30 80L24 79ZM101 95H103V93H101ZM55 97H59L61 100L71 103V107H72L73 109H75V108L77 107V105L75 104V102L72 100L71 90H70V89H65L64 91H61V92H57V93H55ZM55 97H54L53 99H49V100L47 101V103L44 104V108H46L49 112L52 111V109L49 108V106L52 105V104L54 103V99H55ZM41 100H43V95H41ZM20 107L23 108L25 112H28V111H29V109L26 108L24 105H21ZM37 111H38L37 108H32V109H31V112H32L33 114H35ZM113 115H115V110H113ZM22 123H26V124L29 125L32 129H35V128H36V124H35L31 119H28L27 121H22ZM179 123H180L181 125H183V124L185 123V121H182V120H181V121H179ZM125 131H127V130H125ZM23 139H24V141H27V140L29 139V137H28L27 135H25V136L23 137ZM121 139H123V138L121 137ZM165 151H167V149H165ZM92 159H99V157H92ZM108 163H112V162L109 161ZM203 169H204V165L201 164L198 168L195 169V171H202ZM241 203L246 204V205H248V206H251V204H249V201H247V200L242 201ZM0 206H2V205H0ZM34 210H35V209H33V211H34ZM217 214H218V213H217ZM180 215H181V216L184 215L183 209L180 210ZM82 216H83V212L81 211V219H80V223H81V224L84 223V221H83V219H82ZM112 219L115 220L116 217L113 216ZM201 222H202V221H201ZM183 223H184V225L186 226L187 231H188L189 233H193V228H192L191 224H189L187 218L184 219ZM12 235H13V237H15V235H16V229H15V227L12 228ZM193 239L195 240V242H196V244H197V246H198V248H199V250H200L199 255H200V257L203 259L204 264H210V259H209L208 251H207V249L205 248L204 244L201 243V239H202V237H201L200 235H195V234H194V235H193ZM4 240H5V237H4L3 235H0V241H4ZM125 248H127V250L131 253L132 257H134L135 259H139L140 254H139L138 252L132 253V251H131V250H132V245H131V244H126V245H125ZM231 251H232L233 254L236 253V249H235V248H232ZM241 251H243V249H241ZM166 257H167V253H161V256H160L161 259H165ZM49 259H50V258H49ZM67 264H72V262H71V261H68Z\"/></svg>","mask_w":264,"mask_h":264}]
</instances>
